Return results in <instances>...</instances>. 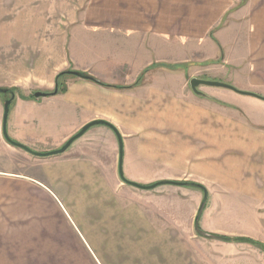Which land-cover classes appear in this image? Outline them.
I'll return each instance as SVG.
<instances>
[{
  "label": "crops",
  "instance_id": "crops-1",
  "mask_svg": "<svg viewBox=\"0 0 264 264\" xmlns=\"http://www.w3.org/2000/svg\"><path fill=\"white\" fill-rule=\"evenodd\" d=\"M212 1L189 5L187 0H0V18L79 19L68 51L56 64L60 73L81 72L97 81L66 74L59 79L63 92L17 99V117L10 124L13 137L39 145L38 138L52 136L41 148L49 152L87 123L105 121L121 137L122 171L130 181L149 182V167L152 177L195 183L207 193L202 207L173 204L171 223L162 237L164 232L156 231L136 209L121 204L103 178L107 166L102 162L109 163L116 180L119 176L118 140L105 125L101 126L107 129H92L91 135L103 136L107 149L86 138L74 141L36 173L0 169V182L25 183L42 193L60 226L78 236L99 264H264V101L214 87H199L206 90L196 95L179 81L151 80L159 38L212 40V27L229 10H222L227 0ZM245 26L243 60L235 63L243 69V79H200L264 98V0H247ZM217 40L224 50L229 47ZM57 75L46 81L42 93L55 89ZM182 188H193L184 190L193 193L194 201L203 198L202 189ZM76 192L86 197V217L106 225L99 242L72 212L80 197L68 194ZM177 206L193 211L187 234L178 230ZM208 235L242 240L226 242ZM152 241L166 243V248Z\"/></svg>",
  "mask_w": 264,
  "mask_h": 264
},
{
  "label": "rangeland",
  "instance_id": "rangeland-1",
  "mask_svg": "<svg viewBox=\"0 0 264 264\" xmlns=\"http://www.w3.org/2000/svg\"><path fill=\"white\" fill-rule=\"evenodd\" d=\"M187 1L189 5L201 4V0ZM227 4V7L222 9H229L227 15L217 26L212 27L209 37L212 40L209 39L207 42L177 40L180 39L179 35H174V39L170 41L159 38L158 63L152 67L155 72L154 78L151 79L153 82L162 84L172 80L171 83L175 84L179 81L183 87L193 93L189 87V80L192 78L220 77L233 81L239 77L243 79V69L235 66V63L243 60L245 50L247 0H227ZM79 24V19L66 17L0 18V88L9 91L7 94L0 93V169L9 166L19 174H32L36 173L38 167L56 160L54 156L32 157L4 140L1 128L3 105L5 100L10 98V92L13 93L14 99L7 118L8 137L33 152L47 153L48 151H43L41 148L43 144H48L45 142H51L54 137L38 138L39 145L25 144L21 139L13 137L10 124L17 117L16 100L34 98V93L45 89L44 86L49 78L55 73L59 75L60 70L56 63L61 62L64 51H68L72 37L77 31L76 26ZM218 38L229 47L224 50ZM145 73L140 75L139 80ZM203 89L205 88H198V91ZM54 90L52 88L48 94L53 93ZM99 128L107 129L105 126L96 125L76 141L89 138L88 140L99 144L102 149H107L108 144L103 136L91 135L92 129ZM102 163L107 166L106 176L103 178L110 182L119 202L133 210L136 209L156 231L164 232L162 236L164 238L166 224L171 223L172 214L169 209L173 204L190 202L194 203L195 207L197 204L202 207L207 202L202 196L194 201L193 193L184 190L193 188H182L183 186L163 185L151 190L133 188L123 183L119 176L117 182L115 176L111 175L113 172L109 170V163ZM145 170L149 182L143 185H152L165 180L152 177L149 167ZM123 176L130 181L124 171ZM1 191L7 195L0 196V264H99L88 254L78 236L60 226L55 210L51 208L48 200L44 199L42 193L21 182L13 184L0 182ZM68 195L80 197L79 201L74 200L75 210L72 209V212L79 217L83 230L88 231L87 234L99 242L97 238L105 236L103 230L106 225L102 221L86 217L84 195L77 192ZM177 208L180 209L176 212V217L179 219L178 230L187 234L186 230L189 221L192 220L193 211L186 206L184 208L177 206ZM152 244L163 250L166 248V243L152 241Z\"/></svg>",
  "mask_w": 264,
  "mask_h": 264
},
{
  "label": "water",
  "instance_id": "water-1",
  "mask_svg": "<svg viewBox=\"0 0 264 264\" xmlns=\"http://www.w3.org/2000/svg\"><path fill=\"white\" fill-rule=\"evenodd\" d=\"M69 75L75 76L77 78L80 79H85V80H91V81H95L97 82L95 79H93L92 77L85 75L84 73L81 72H75V71H68L67 72ZM189 87L191 89V91L193 93H195L196 95H201V92L198 91L199 87H214V88H221V89H226L229 91H232L238 95H242V96H248V97H252V98H256L259 100L264 101L263 97H260L254 93H250V92H246V91H242V90H238L235 87L229 85V84H225L222 82H217V81H210V80H203V79H198V78H192L189 80ZM9 91L7 89H1L0 88V93L1 94H7ZM57 90L55 89L53 93L51 94H46V93H42V92H36L34 93V97L35 98H39V97H45L48 95H54L56 94ZM11 96L9 99L5 100L4 105H3V115H2V136L4 138V140L11 146L16 147L18 149L23 150L24 152H26L27 154L31 155L32 157L35 158H47V157H53V156H57V155H61L64 152L67 151V149L70 147V145L76 141L77 139H79L80 137H82L86 131L96 125H105L108 126L109 128H111L109 125V123L105 122V121H101V120H95V121H91L89 123H87L86 125H84L75 135H73L71 138H69L64 145H62V147H60L57 150L54 151H50L47 153H36L31 151L30 149H28L27 147H25L24 145L18 144L13 142L7 135V130H6V125H7V118H8V113H9V107L11 105V102L14 99V95L13 93H11ZM114 128V127H113ZM111 128L117 137L118 140V150H119V158H118V175L120 180L127 184L128 186H131L133 188L139 189V190H151L154 189L156 187L159 186H163V185H172V186H186L185 182H175V181H158L152 185H140V184H136L134 182L128 181L124 178L123 176V171H122V158H123V145H122V140L121 137L119 135V133L116 131V129ZM207 199V193L206 191L203 189V200L205 201Z\"/></svg>",
  "mask_w": 264,
  "mask_h": 264
},
{
  "label": "trees",
  "instance_id": "trees-1",
  "mask_svg": "<svg viewBox=\"0 0 264 264\" xmlns=\"http://www.w3.org/2000/svg\"><path fill=\"white\" fill-rule=\"evenodd\" d=\"M66 74H68V73L64 72V73H60L59 75L56 76V78H55V85H56L55 89L57 90V92H63L65 90L64 87L59 85L58 79L60 77L64 76V75H66ZM99 84H102V83H99ZM109 126L111 128H113L111 125H109ZM186 186H190V187H194V188H198V189H202L203 190V187L201 185H198V184H195V183H186ZM195 228H196L197 232L201 233V231H200V229H199L197 224L195 225ZM208 236L212 237V238H216V239L222 240V241H226V242L241 241L242 240V239H232V238H227V237H221V236H216V235H208ZM251 243H253V242H251ZM253 244H256V243H253Z\"/></svg>",
  "mask_w": 264,
  "mask_h": 264
}]
</instances>
